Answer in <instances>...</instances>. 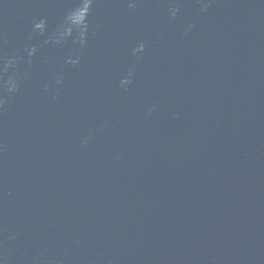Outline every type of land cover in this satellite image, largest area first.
<instances>
[{
	"label": "water",
	"instance_id": "obj_1",
	"mask_svg": "<svg viewBox=\"0 0 264 264\" xmlns=\"http://www.w3.org/2000/svg\"><path fill=\"white\" fill-rule=\"evenodd\" d=\"M0 99V264H264V0H0Z\"/></svg>",
	"mask_w": 264,
	"mask_h": 264
},
{
	"label": "clouds",
	"instance_id": "obj_2",
	"mask_svg": "<svg viewBox=\"0 0 264 264\" xmlns=\"http://www.w3.org/2000/svg\"><path fill=\"white\" fill-rule=\"evenodd\" d=\"M204 10L207 11V5L204 6ZM177 12H178V8H173L172 11H171V15L173 18H175V16L177 15ZM145 50V45L143 43H141L140 45H138V47L135 49L134 51V54H137V53H143ZM139 59H142L141 56H137V60ZM12 64V61H9V65ZM134 77V69L130 70L129 73H128V76L122 80V86H126V85H129L132 83V78ZM9 91L10 92H15L18 88V84L17 82L15 81V79H12L9 81ZM3 105H4V100L3 99H0V109L3 108ZM155 110V106H150L148 108V113L149 115L152 113V111ZM85 144H86V141H85Z\"/></svg>",
	"mask_w": 264,
	"mask_h": 264
}]
</instances>
